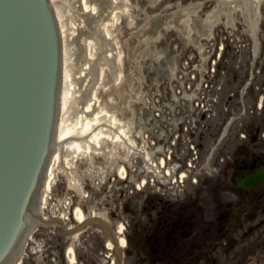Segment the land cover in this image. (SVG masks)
<instances>
[{
    "label": "rangeland",
    "instance_id": "1",
    "mask_svg": "<svg viewBox=\"0 0 264 264\" xmlns=\"http://www.w3.org/2000/svg\"><path fill=\"white\" fill-rule=\"evenodd\" d=\"M219 1L90 0L89 11L80 7L82 0H57L54 3L61 26L67 35L68 53L65 60L68 63V70L70 68L78 70L83 64V51L86 50L87 57L89 56L88 47L81 43L83 38L90 39L89 45L92 42L99 45L98 38L101 35L103 47L99 45L101 49L91 56L95 60L94 69L100 71V82L105 88L101 92L97 89L101 101L96 103L95 111L108 113V116L101 117L102 121L115 119L118 122L117 131L123 130V136L118 139H128L133 143L131 145L115 142L107 145L105 142L107 153L81 154L75 157V160L65 157L61 165L54 166L55 194L62 195L68 189L74 194L76 192L73 189L77 187L79 194L74 195V200L81 201L88 213L95 210L100 214L106 212L110 216L117 209L119 202L120 188L115 187L118 186L119 179L115 171L121 164L126 163L125 161L136 162L144 168L145 158L153 157V151L158 152L154 154L157 159L162 155L158 151L159 148L167 154L173 150V154L178 151V155H181L179 152L186 155L187 143L184 140L181 143L180 139H189L190 135L202 139V133L205 131L200 128L193 131L182 129V122L187 123L193 113V108L186 106L183 99L186 94H190L197 97L196 101L199 104L203 102L200 99L201 95H205V90L203 93L199 89L195 92L201 76L195 68L199 53L204 52H199L200 49L196 48L193 42L199 39L196 37L204 30L200 25L201 19L219 6ZM248 3V0H242L240 6L233 9L231 26L225 27L224 23H220L217 27L218 40L224 41L230 48L227 53L228 64L231 58H234L239 65L243 58L240 69L237 70L241 78L249 75L253 66L257 67V63L252 61L253 57L254 59L258 57L257 62L261 64L262 55L264 56V19L256 38H253L252 23L249 21L250 11L248 7L245 8ZM198 5L200 6L198 17L193 16L190 21L188 12ZM85 6L83 4V7ZM260 8L264 15V6L259 7V13ZM222 16L225 20L224 13ZM181 18L184 19L183 22ZM165 21L173 22L174 26L163 27ZM156 30L160 32V36L152 38L149 33ZM205 40L207 42L205 53H208L211 41L207 38ZM203 42L204 39H201L200 43ZM213 50L214 47L211 52ZM186 65L189 77H186L185 81L187 80L192 89L187 91L186 84L182 81L180 84L184 87L178 90L180 87L175 86L178 84L176 80ZM235 66L232 62L228 70L234 72ZM202 68L208 69L207 56ZM261 81L262 75L257 76L255 84L260 86ZM235 82L231 87L227 84L229 91L232 87L240 89V82L238 80ZM205 85H208L206 87L209 97L210 89L211 93L214 92L213 84L203 82L204 89ZM236 102L237 99L234 101L235 108ZM239 121H244V118L236 120L235 123L239 124ZM196 142L199 143V140ZM106 170L111 171L105 177ZM89 171L91 176H85V172ZM142 178H145V175H142ZM90 179H93L92 184ZM83 184L86 185L84 189L80 188ZM85 193L90 196H85ZM115 216L117 217L116 213ZM91 232L94 234H91V240H87L84 246L77 245V242L74 244L79 253L81 251L80 255L86 253L85 247L90 253L95 250L97 245L94 235L104 239L94 227H89L86 235ZM59 235L60 232L56 234L55 242L53 239L45 247L57 249Z\"/></svg>",
    "mask_w": 264,
    "mask_h": 264
},
{
    "label": "water",
    "instance_id": "2",
    "mask_svg": "<svg viewBox=\"0 0 264 264\" xmlns=\"http://www.w3.org/2000/svg\"><path fill=\"white\" fill-rule=\"evenodd\" d=\"M59 38L47 0H0V264L15 254L52 151Z\"/></svg>",
    "mask_w": 264,
    "mask_h": 264
},
{
    "label": "flooded vegetation",
    "instance_id": "3",
    "mask_svg": "<svg viewBox=\"0 0 264 264\" xmlns=\"http://www.w3.org/2000/svg\"><path fill=\"white\" fill-rule=\"evenodd\" d=\"M231 157L216 181L181 199L154 195L128 207L130 264H264V139Z\"/></svg>",
    "mask_w": 264,
    "mask_h": 264
},
{
    "label": "bare ground",
    "instance_id": "4",
    "mask_svg": "<svg viewBox=\"0 0 264 264\" xmlns=\"http://www.w3.org/2000/svg\"><path fill=\"white\" fill-rule=\"evenodd\" d=\"M51 2L56 3L57 0H51ZM89 2L90 0H82V2H80V7L85 11H89L90 9L88 8L91 6ZM83 4L86 6L83 7ZM58 18L60 21L59 24H61L60 17L58 16ZM61 27L62 26H60V30L63 32L61 33L62 59L64 62L62 61L61 88L59 94V119L57 122L55 146L57 150L52 156L47 170L44 191H49L52 188L53 176L56 171L54 166L61 165V161L65 159V157L70 156L69 159H72L84 153H101V151H107L105 149L107 145L120 142L122 139L118 138L123 136V130L119 132L116 129V124L118 122L115 119H106L107 121H102L101 117L108 116L109 114L95 111L96 103L101 101L97 89H100V92L105 90L102 82H100V71L94 69L95 60L94 57H91L95 51L101 49L99 45L103 47L104 42L101 35L98 38L99 45L93 42L89 45L90 39L83 38V42L81 43L88 47L89 56L87 57L86 50L85 52L83 51V64L78 70L77 68H70L68 70V63L65 60L68 53V44L66 43L67 35L63 27ZM108 38L109 36L106 39ZM98 84H101V86H98ZM93 100H95V102H93ZM105 142L107 145L104 144ZM120 173L124 176L125 169H121ZM74 216L79 223L85 222L87 218L86 213L81 207L75 208ZM78 235L79 233H76L72 237L77 238ZM121 241L124 244L125 240L122 239ZM73 250V247H71L69 252L72 254ZM19 262L21 263L20 260Z\"/></svg>",
    "mask_w": 264,
    "mask_h": 264
}]
</instances>
